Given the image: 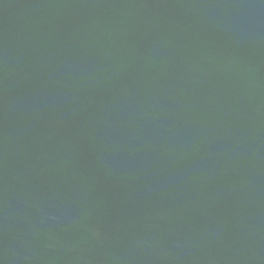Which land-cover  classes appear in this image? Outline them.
Returning a JSON list of instances; mask_svg holds the SVG:
<instances>
[{"label":"water","instance_id":"water-1","mask_svg":"<svg viewBox=\"0 0 264 264\" xmlns=\"http://www.w3.org/2000/svg\"><path fill=\"white\" fill-rule=\"evenodd\" d=\"M0 264H264V0H0Z\"/></svg>","mask_w":264,"mask_h":264}]
</instances>
